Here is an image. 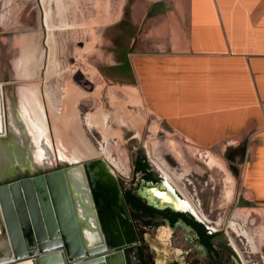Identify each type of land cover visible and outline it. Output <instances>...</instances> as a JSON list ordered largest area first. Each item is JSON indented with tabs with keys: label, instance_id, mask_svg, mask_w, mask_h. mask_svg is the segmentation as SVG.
Instances as JSON below:
<instances>
[{
	"label": "rangeland",
	"instance_id": "1",
	"mask_svg": "<svg viewBox=\"0 0 264 264\" xmlns=\"http://www.w3.org/2000/svg\"><path fill=\"white\" fill-rule=\"evenodd\" d=\"M150 3L151 0H0V59L6 54L7 61L13 64L10 65L13 75L9 81L15 86L31 83L35 86L34 82L38 81L36 87L45 109L54 157L50 169H54L59 162H75L58 159L56 144L59 137L68 149H79L74 146L76 141L80 142L74 132L77 126L82 131L80 135L83 134L81 139L86 138L94 151L103 148L120 163V169L115 170L105 155L98 151L97 154L84 156L83 161L100 160L108 175H112V170L121 174L115 175L117 180L127 176L132 146H141L150 161L158 163L152 155L154 151L160 160L167 163L177 187L201 209L206 218L215 226L227 230L246 253L255 258V262L264 264V207L248 201V196L239 185L244 146L208 149L224 162L233 179V193L228 200L226 190L230 184L226 181V173L216 166L209 168L206 165L205 149L186 141L144 103L135 102L130 91L127 90V94L124 90L133 86L132 73L124 66L127 44L137 31L138 14L149 10ZM123 17L122 24L120 19ZM149 22L145 20L144 24L147 26ZM14 47L19 50L14 51ZM15 55L20 57L17 59ZM21 60L26 64L24 70L21 69ZM27 65L31 68L27 69ZM10 66L7 65L8 69ZM3 70L0 61V104L5 110V80L10 76ZM72 85L85 95H80L67 106L65 94ZM94 91H97L96 97L92 96ZM71 107L69 112L78 117L75 121L73 118H76L69 116V112V118L65 116ZM61 111L64 116L60 115ZM90 112L97 116L94 119L96 124L94 122L91 127L84 123L85 115ZM61 119L68 124L63 125ZM114 131H117V136ZM150 136L155 138V144L148 150L146 140Z\"/></svg>",
	"mask_w": 264,
	"mask_h": 264
},
{
	"label": "crops",
	"instance_id": "2",
	"mask_svg": "<svg viewBox=\"0 0 264 264\" xmlns=\"http://www.w3.org/2000/svg\"><path fill=\"white\" fill-rule=\"evenodd\" d=\"M140 14L131 84L192 145L244 146L240 189L264 207V0H151Z\"/></svg>",
	"mask_w": 264,
	"mask_h": 264
},
{
	"label": "bare ground",
	"instance_id": "3",
	"mask_svg": "<svg viewBox=\"0 0 264 264\" xmlns=\"http://www.w3.org/2000/svg\"><path fill=\"white\" fill-rule=\"evenodd\" d=\"M17 49L18 48L14 47L13 50L15 51ZM5 55L6 54H4L2 58L0 59L1 67L3 66V69H4L3 73H6V75L8 74L10 77H8V79L5 80L7 91L5 92L4 95L7 101V109L4 110L3 105L0 104V174L1 173L4 174V175H0L1 179H4L3 177L5 175L12 176L14 175V173H18V172L24 173V172L29 171V172L34 173V172H38L40 169L41 170L50 169L54 164L52 146L50 144V138H49L48 127H47V122H46L47 117H46L45 109L40 101L38 90L36 87L38 81L34 82V84L36 83L35 86H31L32 83L29 84L30 86L29 85L15 86L11 81H9L11 80L10 78L13 75V71L11 68L13 64L7 61V58L5 57H8V56L7 55L5 56ZM16 57L18 59L20 56L19 57L16 56ZM13 59L15 61V58ZM34 60L36 61V59ZM14 61L13 63L16 64L17 61L16 62ZM24 62L22 63V60L20 61L21 67H22L21 69L23 70L26 69V68H23L26 66ZM31 62L32 64L34 63L32 60ZM20 63H17V65H19ZM26 63L28 62L26 61ZM35 64L37 63L35 62ZM7 65L9 66L11 65L9 69ZM28 65H27V69L30 66ZM34 79H35V76H34ZM124 90H126L127 94L129 93L127 92V90L131 92L130 93L131 98L135 100V102L144 103L141 95L139 94V91L135 87L128 86ZM95 92L97 91H94V93L92 92V96L94 97H96L97 95V93ZM82 94L85 95V92H80L77 89V87L73 85L68 87V90L66 91V94H65L67 106L72 104L73 101ZM8 97H11V98H8ZM72 106L74 109V105ZM71 110H72V107L66 112L67 114L64 112L66 114L65 116H67L68 118L69 116H72V117L76 116L69 112ZM62 111L60 112V115L62 114L61 116H64ZM74 111L75 109L73 110V113L76 114ZM68 112L71 115L69 114L68 116ZM93 112L87 113L84 117L85 125L90 126V127L94 126V122H95L94 119L97 117L95 113ZM58 115L57 117L59 118ZM77 118L76 119L73 118V121L77 120ZM62 121L60 122V124L62 123ZM63 122H64L63 125L68 124V123L67 124L65 123L66 121H63ZM73 125L74 124H72V126ZM98 126L99 125H97L96 128ZM52 127L54 129V126ZM77 128L74 127V132L76 136L79 138L78 141L80 142L76 141L74 143V146L76 145L75 147L79 149H75L74 147L71 149H68L67 146L65 145L66 143H64V141L58 137L57 144H56L58 159L67 160L71 162L79 161V160H83L84 156L94 155L100 152L105 155L106 159H108V161L113 165V167L118 168L119 165H118L117 160H115L110 154H107L103 148H100L99 150H97L98 152L94 151L91 145H89V143L87 142V140H85L86 139L85 137H84L85 139L82 140L81 138L83 137L81 136H83V134L80 135L82 131L80 132L79 130L80 128L79 129ZM97 130L99 131L98 128ZM57 132L59 133V131ZM114 132H115V136H117L116 135L118 134L116 133L117 131H114ZM72 141L73 140L71 139V142ZM154 144H155V138L153 136L147 137L146 147L148 148V150H150L154 146ZM79 146H82V147H79ZM202 149H205V148H202ZM204 152H205V157H206L205 158L206 165L209 168L216 166L226 173V181H228L230 184L229 188H227L226 190V198L230 200L232 193H233V179L230 176V174L227 172L224 166V162L217 156L213 155V153L210 150L205 149ZM88 167H89L88 169L90 173V178H91L93 187L95 188L98 194L101 207L103 209L108 206L112 208V210L108 209L106 213H104L105 230L107 232L109 241L111 243L110 245L112 246L122 245L125 242L134 241L135 237H133L132 239H130L129 237L128 223H126L125 220L122 219L118 213V209L121 211H124V207L122 204V199L121 197L119 198V193L116 188V184H117V182L115 184L116 176L115 175H105L104 171H101L104 169L101 168L100 162H97V161L93 162ZM107 171H111V170H107ZM65 173L67 177L69 190L71 191L73 203L76 209L80 230L82 232L84 247L80 245L79 239L77 237L75 224L73 221V217L71 215V209H70L71 207H70L69 199L66 194L65 187H64L62 175L59 172L52 173L49 176V184H50V191H51L54 204L56 206V210L58 213V217L60 220V225L62 228L63 236L66 239L68 246H69V256L74 259V258H78L79 256H81L86 251V249H93L101 245L103 242V236L101 232L99 231V228L97 225V219L95 216V211L92 206V201L90 199V193L88 191V187L86 186L85 177L83 175V172L80 166H70L67 168ZM114 177H115V180H114ZM110 179H111V182H110ZM115 206L117 207V209L115 208ZM18 264H32V263L30 262V260H24V261L19 262Z\"/></svg>",
	"mask_w": 264,
	"mask_h": 264
},
{
	"label": "flooded vegetation",
	"instance_id": "4",
	"mask_svg": "<svg viewBox=\"0 0 264 264\" xmlns=\"http://www.w3.org/2000/svg\"><path fill=\"white\" fill-rule=\"evenodd\" d=\"M130 152L127 176L116 178L118 186L115 181L129 237H135L124 247L126 257L128 248L133 247L147 264H258L227 230L210 222L177 187L167 163L154 151L153 157L160 162L151 160L155 167L141 146H132ZM111 174L121 175L114 171Z\"/></svg>",
	"mask_w": 264,
	"mask_h": 264
},
{
	"label": "water",
	"instance_id": "5",
	"mask_svg": "<svg viewBox=\"0 0 264 264\" xmlns=\"http://www.w3.org/2000/svg\"><path fill=\"white\" fill-rule=\"evenodd\" d=\"M42 19L43 12H41V23H43ZM93 162L96 161L59 162L54 169H40L34 173L27 171L25 174L18 172L0 179V264H18L24 260H30L32 264H128L124 247L133 241L122 245H110L105 230L104 213L112 208L101 207L88 169ZM70 166H80L83 172L97 225L103 236L101 245L86 249L81 256L74 259L69 256V246L63 236L49 184V176L52 173L59 172L62 175L77 237L80 245L84 247L65 173ZM115 208L117 209L116 206ZM118 213L122 219L125 218L123 211L118 209Z\"/></svg>",
	"mask_w": 264,
	"mask_h": 264
},
{
	"label": "trees",
	"instance_id": "6",
	"mask_svg": "<svg viewBox=\"0 0 264 264\" xmlns=\"http://www.w3.org/2000/svg\"><path fill=\"white\" fill-rule=\"evenodd\" d=\"M127 258L128 264H147L146 261L142 259L139 252H137V250L133 247L128 248ZM132 258H134V260Z\"/></svg>",
	"mask_w": 264,
	"mask_h": 264
}]
</instances>
